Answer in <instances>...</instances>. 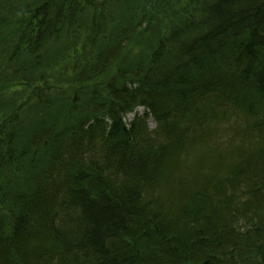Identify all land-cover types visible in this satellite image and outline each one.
<instances>
[{"label":"trees","instance_id":"obj_1","mask_svg":"<svg viewBox=\"0 0 264 264\" xmlns=\"http://www.w3.org/2000/svg\"><path fill=\"white\" fill-rule=\"evenodd\" d=\"M0 264H264V0H0Z\"/></svg>","mask_w":264,"mask_h":264},{"label":"rangeland","instance_id":"obj_2","mask_svg":"<svg viewBox=\"0 0 264 264\" xmlns=\"http://www.w3.org/2000/svg\"><path fill=\"white\" fill-rule=\"evenodd\" d=\"M131 118H132V117H129L128 121H130V120H131ZM151 123H152V122H150V124H151Z\"/></svg>","mask_w":264,"mask_h":264},{"label":"bare ground","instance_id":"obj_3","mask_svg":"<svg viewBox=\"0 0 264 264\" xmlns=\"http://www.w3.org/2000/svg\"><path fill=\"white\" fill-rule=\"evenodd\" d=\"M129 122V121H128ZM130 122H131V120H130Z\"/></svg>","mask_w":264,"mask_h":264}]
</instances>
